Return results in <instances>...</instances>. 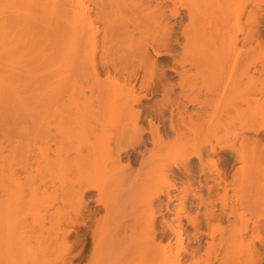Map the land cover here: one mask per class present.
Here are the masks:
<instances>
[{"label":"bare ground","instance_id":"bare-ground-1","mask_svg":"<svg viewBox=\"0 0 264 264\" xmlns=\"http://www.w3.org/2000/svg\"><path fill=\"white\" fill-rule=\"evenodd\" d=\"M36 61L53 67V100L75 110L0 113L3 170L26 174L27 189L3 206L4 264H236L242 246L261 264L264 198L251 191L264 183V0H0V63ZM65 68L81 75L72 89ZM215 95L227 110H208ZM226 149L247 192L231 202L225 175L199 178L212 200L186 211L179 170L190 180L196 160L204 176ZM173 200L177 221L159 220Z\"/></svg>","mask_w":264,"mask_h":264},{"label":"rangeland","instance_id":"rangeland-1","mask_svg":"<svg viewBox=\"0 0 264 264\" xmlns=\"http://www.w3.org/2000/svg\"><path fill=\"white\" fill-rule=\"evenodd\" d=\"M183 21L187 22V19L185 18L183 19ZM176 50L180 51V48L177 47ZM161 60L162 58H157V61H161ZM52 71H53L52 65L46 62H42V61H36L34 63H25V62H17V63H9V64L0 63V85H1L0 89H2V93L0 94V105H1L0 113L1 111L3 112V110L6 112H10L11 108L12 110L13 108L16 109V110H13V112L18 111L19 113H22L25 110L26 111L27 110L28 111L29 110H75V108L72 106H68V108L66 107L63 108L61 101L56 103L53 100V97L51 94ZM64 72H65L64 75L67 78V83L69 84L67 86L70 89H72L73 84L80 83L81 75L76 76L74 75V72H70L68 71V69L66 70V68L64 69ZM224 84H226V82ZM84 95H86L87 97L91 96V92L88 90L87 87H84ZM209 98H210L209 102L211 106L210 108H208V110H227V108L225 107L222 95H218V96L215 95ZM160 99H161V93H157V94H154L150 99H143L142 103L136 105L135 107L141 108L144 110L146 109V107L152 106L153 104H155L156 101H159ZM54 104L56 105L54 106ZM14 105H16V107H13ZM7 106L10 108H8ZM194 107L189 106L188 108L189 110H192L194 109ZM104 110H113V109L106 108ZM228 110H241V108L238 109V108L233 107ZM233 112L235 111H232L231 113ZM232 130L233 128L231 129V131ZM3 142H4V137L0 135V144H3ZM147 146L150 148V144H148ZM140 148L143 149V147H140ZM216 149L218 151V148ZM226 150H227L226 152L227 154H224L225 152L220 153V154H214V153L210 154L209 157L212 159L213 164L208 165V169L206 170V173L204 176L201 175L199 171L200 170L199 164L196 160L194 162V165L197 168L194 171L193 176L190 178V180H188L187 174L182 172V170H179V175L175 177L174 180L178 183V185H181V187L183 185H190L189 188L191 189V192L189 191L188 193L189 200L186 203V211H188L189 209L188 212L194 213L197 209L199 210L204 209V206H201L198 208L196 205L198 201V198H197L198 195H203V197L205 196L204 198L210 197V199L212 200L213 193L207 194L206 187L204 185L200 186L197 183V180L199 178L203 180L204 177H208L210 179L209 183L216 185V181L218 180L219 176L223 177L225 175L226 179L228 181L231 180L232 182L228 186L229 187L228 196L231 202L238 201L239 198L242 195H245V193L247 192L246 191L248 188L247 181H244L243 179V177L246 175L245 170H244L245 168L243 167L244 163L239 161L238 157L236 156L233 150H229V149H226ZM6 154H7L6 150L2 149L0 151V214H1L0 223H2L0 233L2 234L4 232V228H3L4 227V215H3L4 207L3 206L5 204V201L9 199L15 202L21 193H24V194L27 193V189L25 188V186H24L25 191L24 192L20 191L24 184V183L23 184L21 183L20 178L24 180V176H26V174L22 173L17 180L14 176L12 177L11 174L8 177L5 171L3 170L5 168V164L7 163L5 159ZM137 158L138 156L135 157V159ZM224 159L225 160L227 159V160L224 161ZM121 162L123 164L127 163V154L123 153ZM131 165L133 167V170H136L139 168V162L135 161V163L134 164L132 163ZM218 171L220 174H218ZM7 177L8 179L10 178L9 190H7L6 188ZM55 182H56V185L60 184V181L58 178L55 179ZM53 188L54 187H51V190ZM133 192L134 191H132V193ZM217 192L222 193V189L219 188ZM170 193L171 195L176 194L177 190L170 189ZM194 193H196V197ZM251 193L254 195L253 196L254 199H258L259 201L262 200L264 198V183H259L256 187L253 188ZM177 202L178 200H173L172 202H169L170 208L168 210H164V215H162L163 217L160 216L159 220L173 219L174 221H177L174 218L175 212H173V208L175 209L177 208L176 206ZM56 209H58L61 213H64L69 209V206L65 203H58L54 208L51 209V211H55ZM247 212L248 211L243 208H238L236 210V213H241V214H245ZM230 220H233V216L230 217ZM27 221H31V218L28 217ZM181 222L183 223V228L185 229V232L183 233L184 234L183 237L193 238L192 227L189 224H186L185 219H182ZM226 224H227L226 222H222L221 226H225ZM260 234H261L262 239L257 240L255 244L257 248H259L260 251L262 252L261 264H264V231L262 230ZM204 238L206 237L204 236L201 237L202 240ZM186 239L184 242L185 244L188 243ZM190 242L191 241H189V243ZM33 243L35 244L34 241ZM239 248L241 247L237 248V252L233 256V261L236 264H250L251 259L248 256V254L245 253L246 250L243 248V246H242L243 250H241L242 248L241 249ZM62 254L64 256L65 252L63 248H59L55 252V257H58V260H60L62 258L60 257V255ZM4 256H5V246L3 245V241L0 240V264H4L3 263L4 258H5ZM21 258L23 257L21 256ZM83 263H85V261H83Z\"/></svg>","mask_w":264,"mask_h":264}]
</instances>
